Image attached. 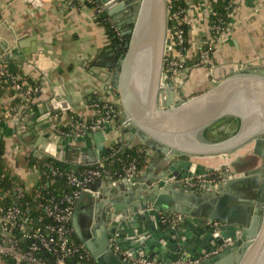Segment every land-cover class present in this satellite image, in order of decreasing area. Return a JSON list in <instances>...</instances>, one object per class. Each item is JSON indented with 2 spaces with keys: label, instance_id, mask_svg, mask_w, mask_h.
I'll return each instance as SVG.
<instances>
[{
  "label": "crops",
  "instance_id": "0c3cea01",
  "mask_svg": "<svg viewBox=\"0 0 264 264\" xmlns=\"http://www.w3.org/2000/svg\"><path fill=\"white\" fill-rule=\"evenodd\" d=\"M88 2L91 0H51L44 7L35 9L20 0H0V45L7 43L9 48H17V54L7 59L21 62L26 75L41 87V93L34 101L38 111L6 117L0 128V140L4 141L8 156H12L13 163L8 165L7 162V169L12 177L25 185L28 192L38 183L39 174L25 164V156L28 161L31 155L39 160L55 156L63 158L70 149L88 164H94L89 161H106L107 150L117 145L126 143L131 148L144 149L146 165L137 177L131 181L97 180L88 190L96 199L103 198V202L118 201L120 204L134 194L132 201L126 203V207H131L138 202L139 189L152 185L159 174L163 166L161 151L150 149L142 136L134 134L130 127L123 129L119 123H113L97 133H86L82 137L59 136L58 133L60 127L70 126L73 118L91 121L95 116L91 105L94 100L120 102L118 92L112 89V79L118 66L108 56L112 52L109 51L106 28L98 14L99 5L94 1L98 8L91 7ZM187 3L190 6L189 50L186 55L188 68L174 80L178 84L172 95L180 100H188L214 88L218 82L232 75L263 72L264 0H237L231 33L217 46L208 66L193 67L188 66L189 61L198 56L210 38L206 19L211 12V4L210 0H187ZM104 15L118 28L131 29L136 7L127 6L118 14V22L105 12ZM21 44L36 49L30 60H21ZM13 102L10 96L3 98L1 105L4 114L12 112ZM237 128L238 123L222 121L218 130L210 129L207 140L212 143L226 141L235 135ZM206 164L213 167V171L203 177L204 183L212 184L209 178L213 175L216 181L223 179L222 183L217 181L216 185L228 187L224 195L229 198L228 208L233 217L236 216V208L247 209L258 187L264 184V157L256 154L252 145L226 157L207 159ZM78 209L85 233L94 237L90 198L87 197ZM194 213L203 215L206 211L200 206L196 207ZM152 220L156 226L160 224L163 229H167L161 223L157 225L158 219ZM196 232L203 238L199 227ZM140 252L129 250V257L142 258ZM0 264L12 263L0 258Z\"/></svg>",
  "mask_w": 264,
  "mask_h": 264
},
{
  "label": "water",
  "instance_id": "95a60500",
  "mask_svg": "<svg viewBox=\"0 0 264 264\" xmlns=\"http://www.w3.org/2000/svg\"><path fill=\"white\" fill-rule=\"evenodd\" d=\"M94 1L115 22L129 6L118 0ZM136 4L124 59H117L114 53L108 55L118 66L112 89L119 93L130 129L142 136L150 149L161 151L163 166L152 185L139 189L138 202L131 207H126V203L132 201L134 194L120 204L84 193L75 206L74 233L98 264H131L129 250H140L144 258L170 264L180 257H195L197 252H214L226 244L231 245L205 264H264V184L257 189L263 213L256 210L251 220L244 208H236L233 217L229 198L224 195L227 186L204 182L195 187L186 185V180L213 171L206 164L207 159L226 157L249 145L264 157V69L232 75L196 97L177 99L171 93L178 83L164 70L167 0H138ZM20 47L22 61L30 60L36 53L31 46ZM0 50L8 59L17 54V48H9L7 43L0 45ZM228 118L240 121L238 133L223 142H209L205 132ZM95 162L96 159L89 161ZM87 197L93 210L90 220L94 237L87 236L80 222L78 208ZM200 206L206 211L203 215L194 213ZM150 207L155 210L147 211ZM161 213L182 214L187 217V225L182 229H163L158 225ZM151 217L158 219V226ZM207 222H220L222 226L214 228ZM197 227L203 238L198 236ZM116 246L121 254L116 253Z\"/></svg>",
  "mask_w": 264,
  "mask_h": 264
},
{
  "label": "built area",
  "instance_id": "2783aa9c",
  "mask_svg": "<svg viewBox=\"0 0 264 264\" xmlns=\"http://www.w3.org/2000/svg\"><path fill=\"white\" fill-rule=\"evenodd\" d=\"M35 9L44 7V5L51 0H20ZM170 1L167 0L168 6V21L174 23V30L170 32L168 29L166 57L164 62V70L170 76L171 80L178 78L185 70H187L186 55L188 54L187 34L190 31L188 21L189 4L186 11L179 10L172 12L170 16ZM222 0H210V4H217ZM237 0H232L236 4ZM187 2V0H186ZM98 14H104V9L99 7ZM236 10V8H235ZM229 13L228 17L233 19L235 16ZM211 13V12H210ZM209 16L208 32L210 34L209 41L198 52L199 62L203 66H208L216 52L217 46L221 44L223 39L231 33L232 23L228 28L222 29L220 26H210ZM110 23V22H109ZM113 25L112 23L110 24ZM185 26L189 27V31ZM175 46L176 52L170 48ZM4 60L2 53H0V63ZM2 66L1 73L6 74L5 66ZM15 88L17 91H23V88L18 84V79L15 80ZM41 93V87H30L23 94L26 105L32 102L35 94ZM96 102L92 105L95 116L91 121H83L78 118H73L71 125L75 127V132L64 134L59 132V136L82 137L84 134L92 132L97 133L113 123H119L125 129L130 127L124 112L122 110L121 102L106 100ZM27 106H23V109ZM19 110H12L7 114L0 112L1 117H9L11 115H21ZM59 131V130H58ZM68 157H53L59 161H64ZM70 163L80 168L77 171L63 173L58 168L54 167L52 162H45L44 171H41L38 166L30 167L32 171L45 176L46 182L42 185L43 189H47L49 184L54 183L55 177H65L68 186L72 189L70 195H67L61 202H42L39 203L33 210L23 209L18 205L5 207L2 205L0 196V258L9 260L12 264H98L86 247L77 243L74 238V229L72 227V219L75 211V205L79 198L88 192L90 186L97 180L113 179V174L107 168L105 161H98L94 164H88L78 154L70 153ZM139 174L138 161L133 160L126 164L123 168V175L120 179L131 181ZM216 176L209 178L212 183L223 182V179L216 181ZM187 186L195 187L198 183L204 182L205 178L199 177L196 179L186 180ZM28 191L25 185L18 182L15 190L14 198L20 200ZM37 193L36 199L40 198ZM153 207L147 211H154ZM37 213V215H35ZM160 223L167 228L177 229L186 222L187 217L179 213H161L159 214ZM208 226L218 228L222 226L220 222H207ZM231 244H226L221 248L211 253H203L196 257L182 258L171 262L170 264H205L216 255H219L225 247ZM116 253L121 254V250L116 246ZM125 257H127L125 255ZM128 258V257H127ZM131 264H167L163 261L147 258H128Z\"/></svg>",
  "mask_w": 264,
  "mask_h": 264
},
{
  "label": "trees",
  "instance_id": "16d2710c",
  "mask_svg": "<svg viewBox=\"0 0 264 264\" xmlns=\"http://www.w3.org/2000/svg\"><path fill=\"white\" fill-rule=\"evenodd\" d=\"M89 6L97 7V4L93 0L91 2H88ZM170 8V16L172 12L187 10V2L186 0H171L169 4ZM236 8V4H233L232 0H222L218 2L217 4H211V13L209 16V25L210 26H220L222 29L228 28L229 25L232 22V19L228 17L229 13H233ZM100 18L101 23L106 28V34L109 41V51L112 53H116L119 59H124L126 55V50L124 49V46L127 42L130 40V35L126 36L125 38H122L119 34H117L113 29H111L110 25H108V20L105 17V15H101ZM174 23L169 19L168 21V29L170 32H173L174 30ZM186 30L189 31V27L185 26ZM132 29V26H131ZM189 33V32H188ZM187 42L188 41V34H187ZM187 46L189 48V43H187ZM121 48V51H120ZM119 50V52H117ZM0 53H2L4 60L2 63H0V112H2V101L5 96H10L14 99L12 110L16 109L19 110L21 114H27L30 111L37 112L38 111V105L34 103V101L38 98L39 93L34 95V99L31 103L26 105V101L23 97V94L26 92V90L30 87H38L40 86L39 83L34 82L32 79H30L26 75V71L24 70L23 64L21 62H15L14 60H8L6 55L0 50ZM5 66L7 73L3 74L1 73L2 66ZM199 62V56H197L195 59L189 61L190 67L193 66H200ZM202 66V65H201ZM18 79V84H20L23 88V91H17L15 88L16 81ZM119 95V93H118ZM120 100V98H119ZM101 100H94L91 105H94L96 102H100ZM101 105H103L101 103ZM23 106H27L23 109ZM122 107V106H120ZM5 118H0V128L1 125L4 123ZM227 123H238V128L234 134H237L240 127V121L234 118H228L226 120ZM75 127L73 125H70L68 127H60L59 132H62L64 134L75 132ZM210 129L205 132L206 138H209ZM5 143L4 141L0 140V196L2 205L5 207H11L18 205L19 207H22L23 209H31L33 210L39 203L42 202H61L63 199L70 195L72 192V189L68 186L67 179L65 177H55L54 183L49 184V187L47 189H43L42 185L46 182V178L44 175H42V172L39 176V181L35 185L31 191H27L24 195V197L20 200H17L14 198L15 190L18 185V179L11 176V173L7 169V165L4 162V155H5ZM69 149V148H68ZM70 153H75L69 149L68 151V157L64 161H59L57 159H54L53 157H49L46 160H39L35 158L33 155H31L29 159V165L30 167L38 166L41 171H44V165L45 162H52L54 167L58 168L63 173L65 172H71L80 170V168L74 167L69 160ZM136 160L138 161V169L139 171L146 165V151L144 149H139L136 147L131 148L128 144L124 145H117L112 149L107 150V158L105 163L107 164V168L111 170L113 174V179L118 180L123 175V168L126 164H128L130 161ZM37 193H39L41 196L39 199H36ZM37 215V213H35ZM74 240L77 243H80V241L77 239L75 233L73 235Z\"/></svg>",
  "mask_w": 264,
  "mask_h": 264
},
{
  "label": "flooded vegetation",
  "instance_id": "af4514ba",
  "mask_svg": "<svg viewBox=\"0 0 264 264\" xmlns=\"http://www.w3.org/2000/svg\"><path fill=\"white\" fill-rule=\"evenodd\" d=\"M137 1L138 0H123V2H126V4H128L129 6H132V7H136V9H137ZM103 15V14H102ZM102 17V16H101ZM108 23V25H110L111 23H109V21L107 22ZM110 27H111V29H113L117 34H119L122 38H125L126 36H128V34H127V32L129 31V30H131L130 29V27L128 28V29H123V28H118L116 25H110ZM124 49H125V46H124ZM126 50V49H125ZM120 51H121V48H120ZM111 52V51H110ZM117 52H119V50L117 51ZM115 56H116V58L117 59H119L118 58V56H117V54L115 53ZM252 199H253V201H252V203H250V204H248V206H247V209H246V211H248L249 213V219L251 220V219H253L255 216H256V210H260V214L261 213H263L262 212V210H261V205H259V201H260V193H258V191H257V193H256V196L254 195V196H252ZM259 213V212H258ZM187 225V220H186V222L185 223H183L180 227H178V229H182L183 227H185Z\"/></svg>",
  "mask_w": 264,
  "mask_h": 264
},
{
  "label": "rangeland",
  "instance_id": "374dc122",
  "mask_svg": "<svg viewBox=\"0 0 264 264\" xmlns=\"http://www.w3.org/2000/svg\"><path fill=\"white\" fill-rule=\"evenodd\" d=\"M169 44L171 45L170 48H171L173 51L176 52L175 46H172V42H170ZM221 123H222V122L218 123L216 126L212 127L211 129H212V130H218L219 125H220ZM213 136H214V135H213ZM11 158H12V156H8V154H7V148H6V146H5L4 162L6 163V165H7V162H8V165H9V164L11 165V163H13V161H11ZM16 159H17V158H16ZM20 161H22V160H20ZM24 161H25V164L29 167L30 165H29V161H28V159H27V156L24 157ZM9 162H10V163H9ZM22 163H23V161H22ZM8 171H9V170H8ZM9 172H10V171H9Z\"/></svg>",
  "mask_w": 264,
  "mask_h": 264
}]
</instances>
